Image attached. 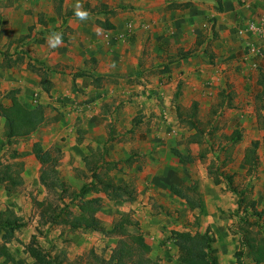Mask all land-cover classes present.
I'll return each mask as SVG.
<instances>
[{
  "label": "rangeland",
  "instance_id": "1",
  "mask_svg": "<svg viewBox=\"0 0 264 264\" xmlns=\"http://www.w3.org/2000/svg\"><path fill=\"white\" fill-rule=\"evenodd\" d=\"M54 1L58 5V0ZM101 1L96 8L86 4L85 10H102L105 13L100 16L106 18L108 8L115 9L111 15L129 9V4L123 0ZM166 1L170 3L167 9H174L180 14L188 9L184 5L190 4L197 18L193 25L199 29V34L195 38L186 36L178 42L154 36L145 38L139 63L147 59L149 79L155 77L166 85L168 91L164 111L123 114L125 99L104 101L99 106L98 116L108 114L110 119L103 118L99 122L103 127L99 125L97 133H88L81 125H86V120L73 119L70 130L67 128V114L79 115L82 109L48 103L43 106L44 121L34 133L10 140L4 136L3 119L0 118V212L3 213L2 218H16L17 224H20L10 233L8 228L0 227V264H29L32 259L26 248L31 243L50 257L61 259V264H106L117 243L127 240L126 236L110 233L112 224L121 214L136 222V228L130 227L128 235L140 234L150 246L148 257L157 264H179L172 232L204 233L207 229L214 237L217 260L221 259L223 263L222 260L232 257L236 263L234 253L239 248L237 230L244 227L255 231L256 228L241 222L242 210L247 205L243 203L237 210L238 196L233 188L243 194L246 202L255 201L256 210L264 209V125L259 121L260 111L253 99L259 89L256 85L258 71L264 70L258 66L257 60L263 55L257 53L246 57L240 50L238 62L244 72L239 73L235 65H230L227 73L212 79V83L208 79V84H202V97L187 104L190 99L182 97L183 80L173 77L175 62L181 59V54L190 53L188 58H196L205 66L208 63V73L210 65L219 62L221 49L217 24L221 11L216 0ZM14 2L16 0H0L1 36L11 32L8 16ZM131 25L127 22L126 30L132 35L135 33L131 32ZM236 34L243 36L238 32ZM24 39L21 36L14 40L9 38L0 46L3 62L23 58V48H19L24 46ZM129 40H134V36ZM143 40V37L139 39L140 42ZM197 42L200 44L197 45ZM178 43L181 45L176 47ZM155 47L157 51H154ZM36 69L46 72L42 68ZM203 72L206 74V71ZM34 73L38 76V71ZM104 82V78L97 79V85H104ZM178 87L181 97L179 95L175 100L173 94ZM8 93L5 98L9 101ZM184 101L187 103L184 104ZM193 102L197 103V118L203 131L201 142L188 144L186 140L195 130L188 129L187 124L180 121L175 106L186 110ZM30 104L38 105L36 95H33ZM234 130H240L241 137L231 143L227 137ZM147 131L155 139L151 144L146 141L149 138L145 134ZM252 141H258L259 145L255 164L248 167L242 163V158ZM35 142L43 149L60 150L55 166L54 178L58 182L55 186L45 187L39 181L40 164L31 152ZM175 151L189 155L192 160L183 162L174 155ZM90 152L95 155L88 157V167H97L95 174H99L101 179L109 177L116 184H129L135 190V200L111 201L108 197L110 189L99 185L98 192H91L86 198L100 197L96 217L101 228L71 229L67 223H60L61 214L69 212L68 218L76 215L79 201L73 197L80 193L83 186H90L93 182L91 171L83 162ZM171 184L179 188H193L194 192L191 190L186 194L190 198L197 195L200 207L189 209L183 199L168 190ZM55 216L59 222L49 224ZM253 221L249 219V222ZM152 230L154 234H149ZM232 245L236 246L235 251L222 257V249H230ZM240 262L251 264L247 257Z\"/></svg>",
  "mask_w": 264,
  "mask_h": 264
},
{
  "label": "crops",
  "instance_id": "2",
  "mask_svg": "<svg viewBox=\"0 0 264 264\" xmlns=\"http://www.w3.org/2000/svg\"><path fill=\"white\" fill-rule=\"evenodd\" d=\"M100 1L62 0L59 14L56 13L57 4L54 0L14 2L13 10L8 16L11 32L0 35V46L9 38H25L24 46L19 48H23V58L13 59L8 63L0 58V104L9 105L5 95L14 90L17 100L25 107L31 106L33 95L38 97V105L41 106L50 103L65 108L77 107L83 111L79 115L67 114V128L70 130L73 119L81 122L86 120L87 124L81 125L86 127L88 133H97L98 126L103 127L99 122L103 118L110 119L108 114L98 116L99 106L104 101L125 99L123 114L158 113L166 109L167 87L155 77L149 79L146 71L147 59L142 64L139 63L142 47L144 48L145 38L149 36L173 39L176 42L186 36L192 35L195 38L199 29L193 25L197 18L194 17L190 4H183L188 9L180 14L174 9H167L170 3L166 0H123L129 4V9L111 15L115 9L108 8L106 18L100 16L104 11L88 12L85 20L65 15L68 9L76 10L77 3L81 5V9L86 4L90 8H96ZM220 1L222 10L218 13L217 24L220 33L218 45L221 49L219 62L210 65L209 73L208 63L205 66L196 58H179L175 62L173 77L183 80L182 97L187 96L190 99L188 103L184 101V104L202 97V84H208V79L212 83V79L227 73L230 65H235L239 73L244 72L238 62L241 57L240 50L246 57L261 53L263 56L257 62L264 69V17L263 23L260 21V17L264 16V0ZM101 2L107 3V0ZM102 22L112 25L113 28L102 27ZM127 22H131V32L135 34H127ZM247 22L257 23L258 31L245 32L239 37L236 31ZM53 33L61 35L62 42L56 48L48 45V38ZM132 36L134 40L130 41ZM142 37L144 40L140 42ZM180 45L178 43L176 47ZM180 50L179 48L178 52ZM154 51H157L156 47ZM28 65L46 70L50 82L48 93L42 90L39 77ZM99 77L105 79L104 85H97ZM145 134L147 138L149 136L146 141L153 143V134L149 131ZM147 229L150 230L149 227ZM149 234H154V231H149ZM235 248L232 245L230 249H222L221 256L231 254ZM220 261L218 259L219 264H236L232 257L222 260L223 263ZM249 261L254 264L252 260Z\"/></svg>",
  "mask_w": 264,
  "mask_h": 264
},
{
  "label": "trees",
  "instance_id": "3",
  "mask_svg": "<svg viewBox=\"0 0 264 264\" xmlns=\"http://www.w3.org/2000/svg\"><path fill=\"white\" fill-rule=\"evenodd\" d=\"M61 1L58 0L56 6V13L59 14L61 10ZM221 11V1L216 0ZM186 6V5H185ZM85 6L81 10H85ZM76 10L66 11L65 15L75 16ZM86 11V10H85ZM90 13H103L102 10L94 11L87 10ZM102 27L112 29L113 26L108 23H101ZM197 45L200 42L196 43ZM190 53L181 54L180 58L185 59L190 57ZM31 71H38L40 77V86L46 93L49 92L50 82L47 79V73L30 66ZM41 71V72H39ZM256 85L258 86L257 92L254 94V101L258 104L257 108L260 111L258 116L259 121L264 125V70L259 69ZM180 95L179 87L173 94V99H177ZM9 105L0 104V117L3 119L4 136L7 140L13 138H25L34 133L44 121V107L41 105H33L30 107L23 106L16 98V91L12 90L8 93ZM197 103L193 102L191 106L183 110L179 105L175 106L177 117H180V121H184L188 129H194V134L188 136L186 143H199L201 142L200 134L202 128H200V122L197 118ZM181 110V111H180ZM185 113V114H184ZM184 116V118H181ZM241 137L240 130H234L232 134L227 137V140L231 143L237 142ZM259 142L252 141L250 145L245 149L242 163L248 167H252L256 161V150ZM32 154L40 164L39 181L45 187H52L58 184L54 176H56V162L59 156L60 150L58 148L43 149L38 142L33 143ZM56 154V155H55ZM95 154L90 152L88 156L83 158L85 167H88L87 159ZM174 155L180 158L183 162H190L192 159L189 155H183L180 152L175 151ZM97 167L89 168L91 171V182L90 186H83L80 193L73 198L78 199L79 205L77 206V214L72 218L69 212L61 214L63 217L60 223H67L71 229H83V230H98L101 228L99 219L96 217V213L100 206V197L86 198L89 193H97L98 186L104 185L110 189L108 194L111 201H123L132 202L135 200V190L127 183L123 182L116 184L111 178L101 179L99 174H95ZM9 177V176H8ZM11 178V177H9ZM12 179V178H11ZM168 190L176 197L183 199L189 209H196L200 207V201L197 195L189 197L186 192H194L193 188L185 187L179 188L175 185H169ZM238 196L239 210L243 203H246V207L243 208V216L241 222L245 225H252L256 228L252 231L248 228L240 227L237 230L239 235V248L234 253L236 263L242 264L240 261L243 257H247L254 264H264V209L256 210L255 201L250 200L246 202V198L233 188ZM250 208V212L248 211ZM3 213L0 212V227L8 228V233L12 232L16 228L20 227L17 224L16 218H2ZM252 218L254 221L251 223L249 219ZM56 216L52 217V223H58ZM136 222L126 214H121L110 229V233H118L127 237V240L119 241L115 248L111 251L106 264H157L155 261L148 257L150 253V246L145 242L144 238L138 234L128 235V229L130 227L136 228ZM174 239V246L177 251V260L179 264H219L216 255V248L213 246L214 237L209 233L208 229L204 233H191L189 231H174L172 232ZM30 258L32 259L29 264H61L62 260L57 257H50L41 248L29 244L26 248Z\"/></svg>",
  "mask_w": 264,
  "mask_h": 264
},
{
  "label": "clouds",
  "instance_id": "4",
  "mask_svg": "<svg viewBox=\"0 0 264 264\" xmlns=\"http://www.w3.org/2000/svg\"><path fill=\"white\" fill-rule=\"evenodd\" d=\"M81 9V5L79 3H77L76 5V11H75V15L78 19L80 20H85L88 17V12L85 10H80ZM62 42L61 40V35L59 33H53L50 35V37L48 38V45L51 48H56L58 45H60Z\"/></svg>",
  "mask_w": 264,
  "mask_h": 264
},
{
  "label": "built area",
  "instance_id": "5",
  "mask_svg": "<svg viewBox=\"0 0 264 264\" xmlns=\"http://www.w3.org/2000/svg\"><path fill=\"white\" fill-rule=\"evenodd\" d=\"M263 17L264 16L260 17L261 23H263ZM256 25H257V23H255V22H247V23L244 24V27L239 29L237 32L240 35L245 34V32H256L259 29V28H257ZM262 32H264V30ZM263 38H264V35H263ZM255 54H257V53H255ZM259 54L261 55V53H259Z\"/></svg>",
  "mask_w": 264,
  "mask_h": 264
}]
</instances>
